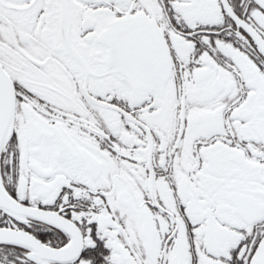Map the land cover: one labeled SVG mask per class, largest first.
Wrapping results in <instances>:
<instances>
[{"label":"snow or ice","instance_id":"6c2138e0","mask_svg":"<svg viewBox=\"0 0 264 264\" xmlns=\"http://www.w3.org/2000/svg\"><path fill=\"white\" fill-rule=\"evenodd\" d=\"M0 264H264V0H0Z\"/></svg>","mask_w":264,"mask_h":264}]
</instances>
